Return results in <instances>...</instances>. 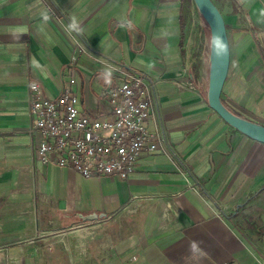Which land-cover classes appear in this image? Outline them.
<instances>
[{
  "label": "crops",
  "instance_id": "crops-1",
  "mask_svg": "<svg viewBox=\"0 0 264 264\" xmlns=\"http://www.w3.org/2000/svg\"><path fill=\"white\" fill-rule=\"evenodd\" d=\"M214 2L230 46L223 103L264 124V0ZM194 6L0 0V264H264V222L244 205L264 192V143L208 105ZM113 64L156 81L148 126L161 149L142 152L126 178L43 162L29 86L48 97L68 86L81 111L103 118L106 89L122 78ZM183 77L196 90L179 87Z\"/></svg>",
  "mask_w": 264,
  "mask_h": 264
},
{
  "label": "built area",
  "instance_id": "built-area-1",
  "mask_svg": "<svg viewBox=\"0 0 264 264\" xmlns=\"http://www.w3.org/2000/svg\"><path fill=\"white\" fill-rule=\"evenodd\" d=\"M111 66L122 78L106 89L109 114L103 118L81 111L68 86L56 97L46 96L38 83L29 86L28 132L40 135L37 153L43 162L87 177L126 178L142 152L161 149L159 126L153 131L148 126L155 120L156 81L136 69ZM175 82L196 90L188 77Z\"/></svg>",
  "mask_w": 264,
  "mask_h": 264
},
{
  "label": "water",
  "instance_id": "water-1",
  "mask_svg": "<svg viewBox=\"0 0 264 264\" xmlns=\"http://www.w3.org/2000/svg\"><path fill=\"white\" fill-rule=\"evenodd\" d=\"M195 7L209 28L208 105L229 125L264 143V124L231 111L221 99L223 84L228 74L230 46L224 17L213 0H193Z\"/></svg>",
  "mask_w": 264,
  "mask_h": 264
},
{
  "label": "rangeland",
  "instance_id": "rangeland-1",
  "mask_svg": "<svg viewBox=\"0 0 264 264\" xmlns=\"http://www.w3.org/2000/svg\"><path fill=\"white\" fill-rule=\"evenodd\" d=\"M193 11L194 13L192 14L191 22L189 25V34L192 38L191 48L194 45H196L197 37L202 38V41H204V45H205L204 46L205 47L204 56L206 58V63L208 66L209 28L206 22L201 17L198 10L196 9V7L194 9L192 8V12ZM206 88H207V84H205V90ZM244 205L246 207V212L249 213V215L251 216V219H253L254 221H258L261 224L264 222V220L262 219V216L264 215V192L258 197L248 198L245 201ZM79 227H82V226H76L75 229ZM261 228H262L261 232L264 233V226H262Z\"/></svg>",
  "mask_w": 264,
  "mask_h": 264
},
{
  "label": "trees",
  "instance_id": "trees-1",
  "mask_svg": "<svg viewBox=\"0 0 264 264\" xmlns=\"http://www.w3.org/2000/svg\"><path fill=\"white\" fill-rule=\"evenodd\" d=\"M221 99H222V96H221ZM222 102H224L223 99H222ZM229 109H230V108H229ZM230 110H231V109H230ZM231 111H232V110H231ZM233 112H234V111H233ZM234 113H236V112H234ZM236 114H237V113H236ZM238 115H239V114H238Z\"/></svg>",
  "mask_w": 264,
  "mask_h": 264
}]
</instances>
